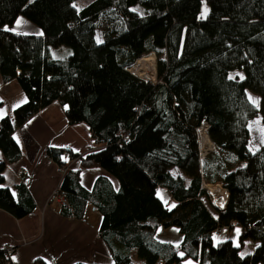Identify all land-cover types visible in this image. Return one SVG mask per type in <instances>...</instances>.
<instances>
[{
  "label": "trees",
  "instance_id": "trees-1",
  "mask_svg": "<svg viewBox=\"0 0 264 264\" xmlns=\"http://www.w3.org/2000/svg\"><path fill=\"white\" fill-rule=\"evenodd\" d=\"M74 1L0 0V84L15 79L26 95L12 114L0 115V208L15 217L33 209L22 182L17 195L4 184L5 169L23 154L14 131L57 101L69 124L84 122L103 141L85 154L46 148L58 165L66 164L62 156L80 162L63 175L59 191L68 204L60 212L80 218L88 203L95 206L115 264H134V256L138 264H184L185 257L264 264V142L249 148V121L255 116L264 127V0H207L204 19L202 0H92L80 9ZM19 15L41 34L9 29ZM63 45L72 53L52 57L50 48ZM132 64L150 80L132 73ZM235 69L243 77H231ZM247 89L260 95L258 106ZM202 121L215 149L200 158ZM87 167L103 168L118 187L101 175L87 189ZM203 182L227 189L224 208L211 202ZM159 225L177 226L180 242L157 239ZM235 226L241 242L257 243L243 256L241 244L213 239L219 228Z\"/></svg>",
  "mask_w": 264,
  "mask_h": 264
},
{
  "label": "crops",
  "instance_id": "crops-1",
  "mask_svg": "<svg viewBox=\"0 0 264 264\" xmlns=\"http://www.w3.org/2000/svg\"><path fill=\"white\" fill-rule=\"evenodd\" d=\"M34 34H41V30L35 28ZM25 100L26 95L15 79L0 84L1 116L10 115ZM13 135L23 154L7 164L4 184L17 195L15 186L22 182L34 207L22 217H15L0 208V252L13 248V264H115L99 234L101 214L97 208L88 203L82 217L65 216L60 212L61 205L51 200L63 174L58 171V164L46 154V148H70L85 154L101 147L92 137L89 126L84 122L69 124L64 107L53 101L34 113ZM3 159L0 150V161ZM62 159L68 169L80 166L77 158L62 156ZM23 168L27 173L20 177ZM171 172L175 176L181 174L176 166L171 168ZM101 175L108 176L114 187H118L117 179L101 167L82 168L81 183L91 189ZM158 194L165 201L170 198L164 187L158 188ZM256 244L252 241L251 250Z\"/></svg>",
  "mask_w": 264,
  "mask_h": 264
},
{
  "label": "rangeland",
  "instance_id": "rangeland-1",
  "mask_svg": "<svg viewBox=\"0 0 264 264\" xmlns=\"http://www.w3.org/2000/svg\"><path fill=\"white\" fill-rule=\"evenodd\" d=\"M90 1H92V0H75L73 2V4L76 8L80 9L83 6H85L86 4H88ZM205 9H207V14H208V12L210 10L209 3L207 0H202L201 9H200V12L198 15L199 19H204L207 16V14H206V16H203ZM17 21H19L20 23H17ZM7 27L9 29H13L14 31L17 30V31H22L23 33H29V34H34L35 28L36 29L39 28L37 25H35L34 23L29 21L28 19H26L22 15H19L18 18L12 24L7 25ZM35 35H38V34H35ZM96 37H97L98 41L101 40L99 29H97V31H96ZM50 53H51L52 57H54V58L67 57L68 55H70L72 53V47H67L66 45H63L61 47H51ZM150 53H153L155 56V76L152 80H150V79L149 80L154 82L156 80V55L154 52H150ZM141 58H142V56L140 58H138L137 60H139ZM243 75H244V72L242 69H235V70H232L230 72V76L233 78L234 77H243ZM247 97L252 98V99L249 98L250 101H252L253 99L256 100L257 103L255 105L256 106L259 105L260 95L257 92L253 91L252 89H247ZM11 114H12V112H11ZM250 137H251V140L249 142V148L252 151H256L264 142V127H263L261 121L259 120V118L255 117V116L250 121ZM241 163H245V162L241 161ZM220 185L224 188L222 183H220ZM207 191L209 193V198L212 202V200L214 198L212 197V195L210 194L208 189H207ZM237 229H239V232H237ZM240 233H241V228H238L236 226V227H233L232 229H225L221 233L214 234L213 239H214V242H217V241H221V240L230 238L234 241L235 244H241V249H240L241 253L246 254V253L251 252V249H252L251 239L244 238L243 241L241 242L240 238H239ZM155 235H156V238L159 239L160 241H168V242H171L173 244L179 243L180 240L182 239L181 238L182 235L179 233V230H178L177 226H175V225H171V226H167V227L164 225H159L156 229ZM133 261H134V264H138V259L136 256H134ZM189 262H191V264H196V261L191 257H185L183 259L184 264H189Z\"/></svg>",
  "mask_w": 264,
  "mask_h": 264
},
{
  "label": "built area",
  "instance_id": "built-area-1",
  "mask_svg": "<svg viewBox=\"0 0 264 264\" xmlns=\"http://www.w3.org/2000/svg\"><path fill=\"white\" fill-rule=\"evenodd\" d=\"M133 64L128 67V69L132 72L135 73V71H133L132 69ZM136 74V73H135ZM138 75V74H137ZM140 76V75H139ZM143 77V76H141ZM208 129H209V125L207 122L202 121L197 127H196V132H197V136H198V144H199V156L200 158H203L204 156H206L207 154H209L210 152H212L215 149V144L211 141L209 134H208ZM208 137L209 141L208 144L205 145L204 141H203V137ZM99 144H103V141L101 140L100 142H98ZM68 170L66 164L65 165H58V171L60 173H62L63 175L65 174V172ZM27 173V170L25 168H23L19 174L20 177H22L23 175H25ZM203 186L205 188L206 187V183L203 182ZM208 189V188H207ZM224 190L226 191V195H227V199L226 202L228 201V197H229V192L227 191V189L224 187ZM209 194V193H208ZM211 194V193H210ZM51 200L56 201L57 203H59L60 205H67V199L66 196L64 195V193L59 191V187H57L51 196ZM226 202L224 205H221L218 200L213 199L212 203L219 207V208H224L226 205ZM224 230V228H219L218 230H216V233H221ZM13 251V248H7L3 253V264H13L12 259H11V253Z\"/></svg>",
  "mask_w": 264,
  "mask_h": 264
},
{
  "label": "bare ground",
  "instance_id": "bare-ground-1",
  "mask_svg": "<svg viewBox=\"0 0 264 264\" xmlns=\"http://www.w3.org/2000/svg\"><path fill=\"white\" fill-rule=\"evenodd\" d=\"M132 69H134L133 66H132ZM203 141H204V144L207 145L208 141H209V138L205 136V137H203ZM206 187L208 188L209 192L211 193V195H212V197L214 199L218 200V202L221 205L225 204L226 199H227V195H226V191L224 190V188L221 185L217 184V185H212L211 186V185H208L206 183Z\"/></svg>",
  "mask_w": 264,
  "mask_h": 264
},
{
  "label": "snow or ice",
  "instance_id": "snow-or-ice-1",
  "mask_svg": "<svg viewBox=\"0 0 264 264\" xmlns=\"http://www.w3.org/2000/svg\"><path fill=\"white\" fill-rule=\"evenodd\" d=\"M206 14H207V9H205V12H204V14H203V16H206ZM203 18V17H202ZM17 23H20L19 21H17ZM250 99H252L251 97H249ZM252 103L253 104H256L257 103V101L256 100H252ZM172 207H175V205H173ZM237 232H239V229H237ZM238 246V245H237ZM180 255H183V253H181ZM244 255V253H241V256H243ZM189 264H191V262H189Z\"/></svg>",
  "mask_w": 264,
  "mask_h": 264
},
{
  "label": "water",
  "instance_id": "water-1",
  "mask_svg": "<svg viewBox=\"0 0 264 264\" xmlns=\"http://www.w3.org/2000/svg\"><path fill=\"white\" fill-rule=\"evenodd\" d=\"M135 74V73H134ZM137 75V74H136ZM139 76V75H138ZM139 77H141V76H139ZM141 78H143V79H145V80H149V79H147V78H145V77H141ZM226 204H227V202H226ZM226 206V205H225Z\"/></svg>",
  "mask_w": 264,
  "mask_h": 264
}]
</instances>
